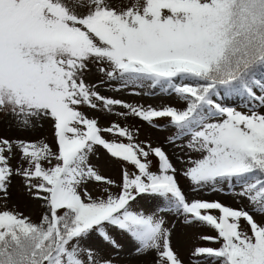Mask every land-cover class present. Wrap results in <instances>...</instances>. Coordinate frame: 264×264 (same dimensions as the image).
<instances>
[{
	"label": "snow or ice",
	"instance_id": "1",
	"mask_svg": "<svg viewBox=\"0 0 264 264\" xmlns=\"http://www.w3.org/2000/svg\"><path fill=\"white\" fill-rule=\"evenodd\" d=\"M94 68L104 79L89 82ZM109 82L158 88L184 106L107 97L101 86ZM85 107L174 128L170 144L188 138L177 158L186 167L163 146L136 143L138 128L101 127ZM0 112L25 130L50 122L57 145L0 137V200L21 176L46 209L39 222L0 210V264H133L153 252L154 264H264V0H0ZM97 146L136 169H124L118 193L94 197L87 188L115 184L90 163ZM180 177L194 193L227 191L250 206L190 200ZM145 195L160 203L134 210ZM168 214L215 230L200 238L219 246H195L185 260ZM117 231L133 241L126 250ZM93 237L107 247L91 246Z\"/></svg>",
	"mask_w": 264,
	"mask_h": 264
},
{
	"label": "rangeland",
	"instance_id": "2",
	"mask_svg": "<svg viewBox=\"0 0 264 264\" xmlns=\"http://www.w3.org/2000/svg\"><path fill=\"white\" fill-rule=\"evenodd\" d=\"M104 79V77L99 74L95 68L89 74V82H99ZM118 85L113 86L112 82L101 86V94L107 97L119 98L127 103L141 104L144 106L161 107L167 105H174L183 108V104L178 102L175 95H171L167 92H163L160 89H150V88H128L117 90ZM232 101V106L242 105V99L240 97L230 98ZM239 110H244L240 107ZM83 111L89 117H97L99 119V124L101 127H109L112 123H119L122 126H129L134 129L138 128L139 132L136 136L135 142L141 144L142 146L150 145L152 148L157 146H163L166 152L170 155V158L176 164L178 169L186 167L184 163L178 162L177 158L185 157L187 154V149L182 150V145L187 143L188 138H184L182 141L177 142V144H170L168 142V137L172 136L175 132L174 128L157 129L149 126L147 122H144L136 117L129 116L127 118L120 117L116 114H108L99 110H92L87 107L83 108ZM127 111L123 108H116L115 112ZM157 124L166 125L167 119H159L155 121ZM106 139L118 140L124 143H128L127 138L119 137L114 134L104 133ZM0 137L11 138V139H25L31 141H41L49 143L55 150L57 145L55 143V137L53 135V129L50 122H44L42 128L36 130H25L18 126L17 121L4 112H0ZM147 150V148H146ZM192 155H196L192 153ZM20 153L17 151L15 158L12 159L11 164L13 167L17 166V161L19 160ZM149 159L152 161L151 170L157 171L158 158L154 155H150ZM45 167L53 166L56 161H52V164H48L47 161L42 162ZM90 163L99 171V173L115 182L114 185H107L105 182L90 181L87 184L88 190L94 197L106 195L104 192L105 188H109L112 193H118L120 191L119 185L122 184L123 171H127L131 174L136 171L135 167L128 162H124L120 159L113 158L110 154L102 148V146H97L96 153L90 157ZM181 184L183 188L187 191L188 198L191 200L193 198L203 199L208 201H220L227 206L237 207L239 206H250L247 200L241 201L239 198H235L228 194L227 191H212L205 189L202 192H192L189 188V182L180 177ZM34 183L39 182L34 180ZM11 195L5 200H0V210L6 208H14L22 212L25 216H29L33 221L39 222L41 214L46 210L42 207V201L35 199L26 189L24 178L21 176H14L12 178V183L9 189ZM160 203L157 198L152 196H141L137 198L132 204L134 210H144L145 212H151ZM212 214L219 216L217 210H212ZM169 222V226L173 227V241L176 249L179 251L180 255L187 260L190 251L195 246H211L218 247L217 244H209L203 241L200 237L203 235L215 236L217 233L215 230L207 226H197L193 228L188 226L182 217L173 216L171 214L166 215ZM242 228L244 230L249 229V225L246 222H242ZM118 241L124 246L125 250L131 246L133 241L131 238L121 232L113 233ZM93 247H107V245H102L101 241L97 237L89 242ZM111 251V249H109ZM115 255V253H114ZM120 258L123 259V253L120 254ZM155 253H148L133 262V264H154Z\"/></svg>",
	"mask_w": 264,
	"mask_h": 264
}]
</instances>
